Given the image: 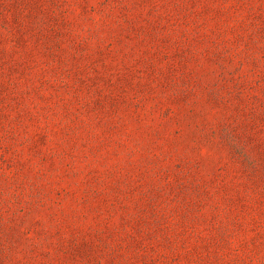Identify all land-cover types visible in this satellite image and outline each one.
I'll return each mask as SVG.
<instances>
[{
  "label": "rangeland",
  "instance_id": "374dc122",
  "mask_svg": "<svg viewBox=\"0 0 264 264\" xmlns=\"http://www.w3.org/2000/svg\"><path fill=\"white\" fill-rule=\"evenodd\" d=\"M0 264H264V0H0Z\"/></svg>",
  "mask_w": 264,
  "mask_h": 264
}]
</instances>
